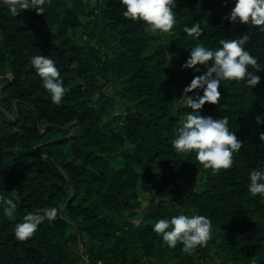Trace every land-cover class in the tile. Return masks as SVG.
Instances as JSON below:
<instances>
[{
  "label": "trees",
  "instance_id": "obj_1",
  "mask_svg": "<svg viewBox=\"0 0 264 264\" xmlns=\"http://www.w3.org/2000/svg\"><path fill=\"white\" fill-rule=\"evenodd\" d=\"M231 6L177 0L176 24L160 38L125 17L120 0H49L44 13L16 15L0 0V193L14 194L17 219L38 205L63 206L23 240L0 209V264H140L143 257L264 264V197L247 189L250 169L264 163V122L256 120L264 114V68L256 69L261 79L253 88L223 81L219 102L200 110L228 116L241 138L231 167L204 168L171 144L180 114L190 110L178 98L205 70L181 67L197 40L215 46L247 31L245 46L264 67V31L229 20ZM196 21L204 31L189 36L184 25ZM37 52L60 69L68 88L60 103L31 65ZM143 191L151 196L139 211ZM180 209L212 219L208 243L191 253L180 242L167 247L152 228L156 217Z\"/></svg>",
  "mask_w": 264,
  "mask_h": 264
},
{
  "label": "clouds",
  "instance_id": "obj_2",
  "mask_svg": "<svg viewBox=\"0 0 264 264\" xmlns=\"http://www.w3.org/2000/svg\"><path fill=\"white\" fill-rule=\"evenodd\" d=\"M48 2L49 0H3V4L13 15L24 8H33L38 13H44ZM223 2L232 3L226 13L229 20L256 25L264 31V0ZM120 4L123 6L122 14L133 20L143 21L148 32L170 33L176 24L177 0H120ZM184 30L189 36L199 37L204 27L196 21L191 25L185 24ZM248 39L249 34L245 31L239 36L221 37L215 46L197 40L181 64V67L196 68L202 64L205 70L191 78L178 98V103L190 110L180 114L172 130L171 144L179 153H194L204 168L218 171L231 167L234 152L241 147V138L236 131L229 128L228 116L202 114L200 110L206 101L219 102V86L225 80L242 81L252 88L260 81L261 76L256 69L264 67L259 64L258 57L245 46ZM29 59L51 101L60 103L68 88L63 83L56 61L44 52L34 53ZM192 89L196 91L190 93ZM3 111L9 118H14L6 109ZM256 120L264 122V114H257ZM260 135L264 139V132ZM247 189L254 195L260 194L264 197V163L250 169ZM62 207V204L56 203L38 205L25 211L22 218L17 219L18 204L14 194L0 193V209L7 218L16 221L13 231L21 240L32 236L43 221L52 222L58 214L62 215ZM152 228L167 247H175L180 242L183 250L188 253L198 246L206 245L213 231L211 217L195 209L190 212L180 209L174 214L160 215L154 219ZM250 264L258 262L253 259Z\"/></svg>",
  "mask_w": 264,
  "mask_h": 264
},
{
  "label": "rangeland",
  "instance_id": "obj_3",
  "mask_svg": "<svg viewBox=\"0 0 264 264\" xmlns=\"http://www.w3.org/2000/svg\"><path fill=\"white\" fill-rule=\"evenodd\" d=\"M91 2L93 4H96L97 3V0H91ZM85 18V17H84ZM87 18V17H86ZM157 34L161 37H166L169 33H164V34H161L159 32H157ZM108 91L112 92V87L111 86H108L107 87ZM120 116V113H116L115 115L112 116V120H115L117 119V117ZM150 194L146 191H143L140 195V199H141V208L139 211H141L142 209L145 208V206L148 204V201L150 199ZM141 218V216L138 214L137 215V221H139V219ZM75 249L77 250L79 247H81L80 243L78 244H75ZM132 261H130L129 263L127 264H132L131 263ZM100 264H102V262H100ZM116 264H124L122 262H116ZM140 264H169V260L168 259H165V258H158V257H150V258H145L143 257L142 258V263Z\"/></svg>",
  "mask_w": 264,
  "mask_h": 264
}]
</instances>
